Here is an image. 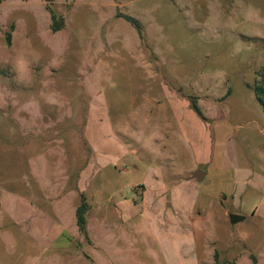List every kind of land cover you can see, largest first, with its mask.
Instances as JSON below:
<instances>
[{
  "label": "rangeland",
  "instance_id": "374dc122",
  "mask_svg": "<svg viewBox=\"0 0 264 264\" xmlns=\"http://www.w3.org/2000/svg\"><path fill=\"white\" fill-rule=\"evenodd\" d=\"M262 89L264 0H1L0 264H264Z\"/></svg>",
  "mask_w": 264,
  "mask_h": 264
},
{
  "label": "trees",
  "instance_id": "16d2710c",
  "mask_svg": "<svg viewBox=\"0 0 264 264\" xmlns=\"http://www.w3.org/2000/svg\"><path fill=\"white\" fill-rule=\"evenodd\" d=\"M0 3H1V0H0ZM127 21L129 22H132L133 24H136V25H140V23L133 19V18H130V17H124ZM52 19H53V32H58L60 30L63 29V19H60L58 20L57 17L55 15H52ZM8 41L9 43H11V35H8ZM258 95H260L261 97V100L264 104V89L262 90H259L258 91ZM197 108V107H196ZM86 204L83 203L82 206H80L77 210V223H78V227H79V231L82 233V234H86Z\"/></svg>",
  "mask_w": 264,
  "mask_h": 264
},
{
  "label": "water",
  "instance_id": "95a60500",
  "mask_svg": "<svg viewBox=\"0 0 264 264\" xmlns=\"http://www.w3.org/2000/svg\"><path fill=\"white\" fill-rule=\"evenodd\" d=\"M206 177H207V174H206V173H204V172L198 170V171H196V172L194 173V175L192 176L191 180H194V181H196V182H198V183H202V182L205 181ZM245 219H246V218L243 217V216H239V215H230V221H231V223H232L233 225L238 224V223H240V222H243V221H245Z\"/></svg>",
  "mask_w": 264,
  "mask_h": 264
}]
</instances>
